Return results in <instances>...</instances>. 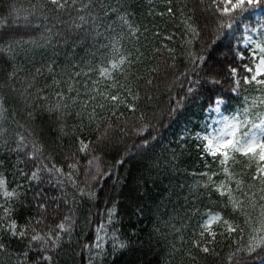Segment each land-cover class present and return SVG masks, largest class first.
I'll return each instance as SVG.
<instances>
[{"label":"snow or ice","instance_id":"obj_1","mask_svg":"<svg viewBox=\"0 0 264 264\" xmlns=\"http://www.w3.org/2000/svg\"><path fill=\"white\" fill-rule=\"evenodd\" d=\"M48 2L56 11L65 9L66 0ZM91 7L88 0L77 8L82 14L78 22L73 21V27L83 28L90 20L95 36L103 37L107 43L99 45V55L96 51L88 53L95 59L82 66L73 65L80 70L72 75L84 78L83 93L77 84L67 80L63 82L67 92H54V101L47 95L39 96L44 102L42 111L49 118L51 142L31 130L28 136L15 134L17 147L12 151L24 153L16 161V171L28 185H45L53 194L34 197L33 207L43 215L29 216L22 224L17 217L20 210L13 205L28 207L21 199L25 196L24 185L9 187L8 174L0 171V219L4 221L0 224V254L12 255L11 245L16 243L22 245L18 264H59L57 254L62 246L75 244L80 264H106L109 256L130 251L138 229H126L125 219L139 221L145 216L147 204L161 183L157 173L170 179L163 199L171 202V196L176 194L177 184L170 173L180 170L174 163L179 157L175 151L170 159L153 151L158 135L150 131L156 127L152 120L159 123L162 116L175 117L190 96L204 89L211 111H221L241 91L245 93L243 106L231 117L225 115L219 129L203 136L195 133L194 142H198L205 170L192 173L191 182L185 176L184 183L179 184L181 190L188 191L183 211L173 209L180 218V227L172 226L179 235L180 247H176V240L171 241L168 254L182 253L191 264H208L209 258L211 264H264V0H198L191 10L187 3L174 6L173 0H167L165 12L151 14L167 17L165 23L180 32V48L164 42L157 46L161 34L156 31L151 51L140 44V36L149 29L141 31L142 26L133 18L135 8L127 0L100 5L104 17L115 16L107 26L98 25L95 14H83ZM253 17L256 19L251 20ZM237 29L241 30L239 34ZM175 35L169 33L163 41L174 43ZM233 40L238 43L234 45ZM27 42L36 44L35 40ZM12 43L11 37L0 35V44L6 45L0 49V59L11 61ZM197 43L199 48L194 47ZM139 65H144L143 71H133ZM44 72L53 77L52 83L59 89L62 82L56 78L54 63L36 69L37 75ZM162 74L171 79L169 103L160 108L157 93ZM249 92L258 95L249 96ZM70 117L74 118L71 125ZM26 118L34 122L36 113L28 111ZM129 130L140 141L135 145V156L148 164L145 171L126 183V179L114 174V168L132 159L128 150L106 166L104 156ZM81 169L83 182L78 179ZM100 191L104 193L102 197L98 195ZM101 200L106 205L103 211L97 203ZM88 204L92 207L85 214ZM92 208L97 212L93 213ZM49 215L56 221L54 228L42 233L33 227L29 232L28 224H39ZM176 216H170V221ZM97 217L101 221L106 217L107 223L97 224ZM93 224L97 226L93 228ZM152 231L159 233L156 227Z\"/></svg>","mask_w":264,"mask_h":264},{"label":"trees","instance_id":"obj_2","mask_svg":"<svg viewBox=\"0 0 264 264\" xmlns=\"http://www.w3.org/2000/svg\"><path fill=\"white\" fill-rule=\"evenodd\" d=\"M127 2L135 8L133 18L138 25L142 26L141 31L143 32L145 27L149 29L147 33L140 36V44L147 45V51H151L153 47L152 34L156 31L161 34L156 41L157 46L159 43L164 42L169 43L170 46H175L177 49L180 48L182 39L180 32L171 23H165L167 17L161 18L151 14L165 12L167 0H127ZM85 3H88V0H66L65 9L56 11L55 6L51 5L48 0H0V35L11 37L13 41L11 61L6 58L0 59V101L3 102L0 104V163L3 164L0 171L8 174L9 187H13L17 183L24 185L25 196L21 199L22 202L28 204V207L23 208L21 204L15 203L13 205L20 210L17 217L22 224L26 222L29 216L43 215L33 207L34 197H43L53 193L45 185H28L25 179L20 176V173L16 171V161L24 153L12 151L17 147L15 134L22 132L25 136H28L31 130L38 133L46 141L51 142L48 130L49 118L47 113L42 111L44 102L38 99L39 96L47 95L50 101H54V92L58 90L67 92V85L63 83L67 80H72L73 83L77 84L81 93H83L84 78H76L72 75L73 72L80 70L78 67L74 68L73 65L82 66L87 60L95 59V57H89L88 53L96 51L99 55L101 51L99 45L107 43L103 37L95 36L90 20L83 28L76 29L73 27V21L78 22L77 17L82 14L77 11V8ZM116 3L117 0H91L92 7L83 14L93 13L97 16L96 23L98 25L107 26L115 20V16L104 17L100 5ZM178 3H187L188 10H191L198 3V0H173L174 6ZM36 25H39V27H36ZM100 31L103 32L104 27H101ZM173 32L176 33L174 43L163 41V36ZM240 32L241 30L237 29V34ZM229 39L232 40V37L230 36ZM28 40H35L36 44L28 43ZM237 43L233 40L234 45ZM199 46V43L194 45L196 48H199ZM5 47L6 45L0 44V49ZM221 47H223V44H221ZM219 58L221 60L226 59L225 56ZM158 59L160 58L157 57ZM227 59H231V57H227ZM49 62L54 63L56 78L62 82L59 89L52 83L53 77L47 72L42 75L36 73L37 68L43 69ZM247 62L245 60V63ZM155 63L154 60L153 64ZM181 63H183V60H181ZM143 68L144 65H139L133 71L142 72ZM95 78H98V74ZM170 79L171 77H165L162 74L158 80L159 91L157 95L160 108L169 103L168 81ZM224 86L227 87L228 85L225 84ZM184 87L186 89L187 85L185 84ZM178 90L179 86H176V91ZM176 91H173L172 94L175 95ZM244 94L241 91V95L230 100L226 106L222 107V111L229 117L236 114V110L243 106ZM247 94L249 96L258 95L256 92ZM72 95H75V93H72ZM209 107L208 93L206 90L200 89L188 98L184 107L175 117L162 116L159 123L152 120V124L156 127L155 130L150 129V131L152 135H158V142L155 143L153 151L157 156L166 155L169 159L172 152L175 151L179 157V160L174 163L179 164L180 170L176 173H170L172 182L177 184L176 194L171 196V202L163 199V190L169 185L170 179L166 178L164 173H157L161 177V183L154 190L147 204L145 216L141 217L139 221L135 218L125 219L126 229H138V236L132 237L133 248L128 252L109 256L106 264H191V261L182 253L169 255V243L176 240V247H180L179 235L172 230L173 225L177 228L180 227V218L176 216L173 209L178 212L183 211V198L188 195V191L187 188L181 190L179 184L184 183L183 178L185 176H188V182H191L192 173L205 170V160L201 159L202 154L199 152L198 142H194V138L196 132L201 133L204 131L205 112ZM225 108L227 111H225ZM28 111L36 113L34 122L26 118ZM148 111L151 117V109ZM170 119L171 122L169 123ZM73 122L74 118L70 117L68 120L69 125ZM182 136L186 137L183 141ZM139 142V138L129 130L123 140L116 142L114 147L104 156L106 166L110 162L114 164L116 160L124 156L125 149L128 150L132 159L124 166L114 168V174H118L122 180L126 179V183H130L132 177L137 173L145 171L148 164L147 160L135 156V145ZM211 159V157H208L207 161L211 162ZM81 163H86V161H81ZM19 167H23V165H19ZM237 170H239V166H237ZM78 179L81 182L85 180L83 169L80 170ZM111 182L109 181V183ZM98 195L102 197L104 195L103 191H100ZM97 203L99 204V210L103 211L106 206L105 202L101 200ZM90 207H92L91 204L85 206V214H87ZM92 211L96 213L97 209L92 208ZM128 212L130 214L131 209H128ZM83 215L84 213L81 214V220ZM2 216L3 211L0 210V217ZM170 216H176V219L170 221ZM101 222L107 223V218L105 217L101 221L97 217V224ZM3 223V219H0V224ZM55 224L56 221L49 215L43 222L28 224L27 227L29 232L34 227L37 231L45 233L54 228ZM97 224H93L92 227L95 228ZM154 227L159 229V233L152 231ZM80 232L81 228H78L77 236L80 235ZM11 248L13 249L12 255L0 254V261L4 264H18V251L22 248V245L13 243ZM57 259L59 264H80L76 255V245H63L57 254ZM208 264H211V258H209Z\"/></svg>","mask_w":264,"mask_h":264},{"label":"rangeland","instance_id":"obj_3","mask_svg":"<svg viewBox=\"0 0 264 264\" xmlns=\"http://www.w3.org/2000/svg\"><path fill=\"white\" fill-rule=\"evenodd\" d=\"M220 112L221 111L216 112L210 110L206 113L207 117L205 122H206L207 130L201 134L202 136L207 134V132H213L219 129L222 126L224 115L222 116Z\"/></svg>","mask_w":264,"mask_h":264}]
</instances>
